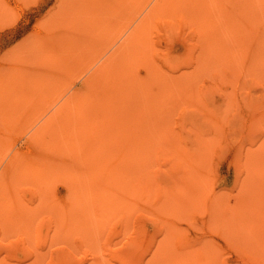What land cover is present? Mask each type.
Masks as SVG:
<instances>
[{"label": "rangeland", "instance_id": "1", "mask_svg": "<svg viewBox=\"0 0 264 264\" xmlns=\"http://www.w3.org/2000/svg\"><path fill=\"white\" fill-rule=\"evenodd\" d=\"M0 5V264H264V0Z\"/></svg>", "mask_w": 264, "mask_h": 264}, {"label": "bare ground", "instance_id": "2", "mask_svg": "<svg viewBox=\"0 0 264 264\" xmlns=\"http://www.w3.org/2000/svg\"><path fill=\"white\" fill-rule=\"evenodd\" d=\"M1 6V5H0ZM2 7V6H1ZM1 12H3V11H1ZM6 12V11H5ZM1 14V13H0ZM141 23H143L142 21L140 22V24ZM137 26V25H136ZM138 26H139V23H138ZM137 26V27H138ZM135 27V26H134ZM133 27V28H134ZM142 27H138V28H134V30L132 31V32H130V38H129V36L128 37H126L125 38V40L126 39H133V38H135V37H140V35H143V33L145 32V30H143V29H141ZM141 30V31H140ZM128 39V40H129ZM126 42H127V40H126ZM126 44V43H125ZM124 45V44H123ZM120 46V45H119ZM127 46V45H126ZM121 47V46H120ZM128 47V46H127ZM122 48V47H121ZM121 48H119L120 49V51L122 50L123 51V49H121ZM124 48V47H123ZM128 49V48H127ZM127 51H129V49L127 50ZM113 52V51H112ZM117 53L119 54V51H118V49H117ZM120 53H122V52H120ZM114 55V54H113ZM124 55H125V53H124ZM119 56V55H118ZM120 56H122V54L120 55ZM119 56V57H120ZM117 57V56H116ZM124 57V56H123ZM115 59V58H114ZM113 59V60H114ZM106 60V59H105ZM109 60H111V59H109ZM108 60V61H109ZM108 61H106L105 62V64L108 62ZM112 62V61H111ZM103 63V62H102ZM101 66V65H100ZM104 69V68H103ZM93 71V70H92ZM98 72V71H97ZM96 75H97V73H96V71H95V73H91L89 76H87V78H85V80L83 79L82 81H81V84L77 87V88H74L69 94H66L67 96L65 97L64 96V99L62 100V101H60L56 106H55V108H54V110L52 111V112H50V114L49 115H45L46 116V118L44 117V120H43V122H42V126L41 127H43L42 129H44V130H42L41 128H40V130H41V133L44 135V134H46V132H51L52 131V129H50V130H47V129H49L48 128V126L49 125H53V124H56L55 122H57V121H59V123L61 122L60 120H63V118H64V120H65V115H66V113H67V111L68 110H70L72 107L71 106H75V104H77L78 103V101L80 100V98L85 94V93H89L90 91H91V89H92V87L94 86L93 84H94V82L96 81V79H95V77H96ZM47 114V113H46ZM58 123V122H57ZM57 125V124H56ZM38 126V125H37ZM46 128H45V127ZM54 127V126H53ZM57 127V126H56ZM52 128V127H51ZM37 129V128H36ZM38 129H39V127H38ZM38 129H37V131H38ZM55 129V128H54ZM40 137H42L43 135H40V134H38ZM32 136H33V140H35L36 139V137L38 138V136H37V134L36 135H31V138H32ZM36 136V137H35ZM39 137V138H40ZM145 137V136H144ZM38 138V139H39ZM146 138V137H145ZM144 138V139H145ZM37 140V139H36ZM149 142V141H148ZM15 155L16 154H14L13 156H14V158H13V165L14 164H16L18 161H16V157H15ZM12 156V157H13ZM12 159V158H11ZM10 159V160H11ZM8 163H9V161H8ZM10 163L12 164V162L10 161ZM10 163H9V165L8 166H11L10 165ZM107 171L103 174V176H102V179H103V181L102 182H100L99 181V184H102V185H106L107 184V180H108V178H111V176H113V173H112V170H113V168H109L108 166H107ZM2 171V170H1ZM11 167H7V169H3V171L1 172V175H3V176H10V174H11ZM0 179H2L1 177H0ZM1 181V180H0ZM178 236V235H177ZM176 236V237H177ZM178 238V237H177ZM203 247L202 246H194V245H192L191 247H190V249H188L187 251H185V250H182V251H180L179 253H176V254H171V255H169V258L167 257H165V261H166V263H168L169 262V264H218L217 263V261H216V259H215V257L210 253V252H208V251H206L204 248L202 249ZM159 249V248H158ZM163 251V248L162 249H160L158 252H162Z\"/></svg>", "mask_w": 264, "mask_h": 264}]
</instances>
